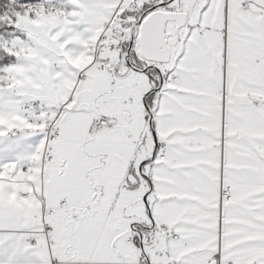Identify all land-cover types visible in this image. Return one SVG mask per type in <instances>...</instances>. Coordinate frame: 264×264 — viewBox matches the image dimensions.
Instances as JSON below:
<instances>
[{"label":"snow or ice","instance_id":"obj_1","mask_svg":"<svg viewBox=\"0 0 264 264\" xmlns=\"http://www.w3.org/2000/svg\"><path fill=\"white\" fill-rule=\"evenodd\" d=\"M0 264H264V0H0Z\"/></svg>","mask_w":264,"mask_h":264}]
</instances>
